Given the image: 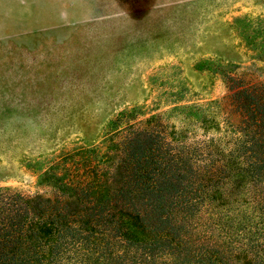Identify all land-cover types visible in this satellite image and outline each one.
I'll return each instance as SVG.
<instances>
[{"label": "rangeland", "instance_id": "1", "mask_svg": "<svg viewBox=\"0 0 264 264\" xmlns=\"http://www.w3.org/2000/svg\"><path fill=\"white\" fill-rule=\"evenodd\" d=\"M224 72L264 80V0H0V186L49 194L41 169L133 106L216 134Z\"/></svg>", "mask_w": 264, "mask_h": 264}, {"label": "trees", "instance_id": "2", "mask_svg": "<svg viewBox=\"0 0 264 264\" xmlns=\"http://www.w3.org/2000/svg\"><path fill=\"white\" fill-rule=\"evenodd\" d=\"M223 77L214 135L133 106L41 169L49 194L0 186V264H264V80Z\"/></svg>", "mask_w": 264, "mask_h": 264}]
</instances>
